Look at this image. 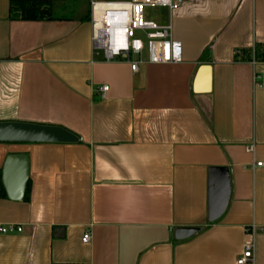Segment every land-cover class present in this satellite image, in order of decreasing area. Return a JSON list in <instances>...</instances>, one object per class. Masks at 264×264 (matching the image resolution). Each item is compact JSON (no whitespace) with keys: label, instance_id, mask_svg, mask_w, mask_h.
Listing matches in <instances>:
<instances>
[{"label":"crops","instance_id":"1","mask_svg":"<svg viewBox=\"0 0 264 264\" xmlns=\"http://www.w3.org/2000/svg\"><path fill=\"white\" fill-rule=\"evenodd\" d=\"M159 7L150 20L172 22L182 60L145 52L134 71L94 53L89 0H50L52 19L0 0V121L80 138L0 141L1 174L27 153L31 189L0 197V225L23 228L0 233V264H237L250 242L248 264H264V0ZM223 169L230 197L210 221ZM179 227L199 232L178 240Z\"/></svg>","mask_w":264,"mask_h":264},{"label":"built area","instance_id":"2","mask_svg":"<svg viewBox=\"0 0 264 264\" xmlns=\"http://www.w3.org/2000/svg\"><path fill=\"white\" fill-rule=\"evenodd\" d=\"M185 0H89L91 41L94 53L103 54L107 62L119 57L125 58L134 71L144 62L147 52L151 63H178L182 60L181 43L173 38V25L159 24L144 18V7L165 6L174 11ZM143 35L144 37L140 36ZM136 57L135 59H132ZM108 85L99 88L105 97ZM253 151L254 145L247 148ZM263 166L264 162H257ZM22 226L9 223L0 225V233L21 232ZM255 232V227L251 229ZM83 242L91 240V233L86 232ZM254 242L247 243L237 264H248L254 261Z\"/></svg>","mask_w":264,"mask_h":264},{"label":"water","instance_id":"3","mask_svg":"<svg viewBox=\"0 0 264 264\" xmlns=\"http://www.w3.org/2000/svg\"><path fill=\"white\" fill-rule=\"evenodd\" d=\"M79 136L59 125H48L24 121H0V141L3 142H52L75 143ZM30 160L27 153H11L3 167L2 180L8 197L22 200L29 179ZM223 183L217 195L209 204V220H218L228 205L231 184L227 169L222 170ZM199 232L197 227H179L175 231L178 240H185Z\"/></svg>","mask_w":264,"mask_h":264},{"label":"trees","instance_id":"4","mask_svg":"<svg viewBox=\"0 0 264 264\" xmlns=\"http://www.w3.org/2000/svg\"><path fill=\"white\" fill-rule=\"evenodd\" d=\"M13 8L11 12L18 11L22 18L25 19H52L50 11V0H12ZM260 58L264 61V47L260 55ZM30 182L28 181L24 198L29 200L30 198ZM7 193L3 184L2 174L0 172V197H6ZM72 264V263H66Z\"/></svg>","mask_w":264,"mask_h":264},{"label":"rangeland","instance_id":"5","mask_svg":"<svg viewBox=\"0 0 264 264\" xmlns=\"http://www.w3.org/2000/svg\"><path fill=\"white\" fill-rule=\"evenodd\" d=\"M161 14V8L159 6H146L144 7V18L151 19ZM144 37L143 35H140Z\"/></svg>","mask_w":264,"mask_h":264}]
</instances>
